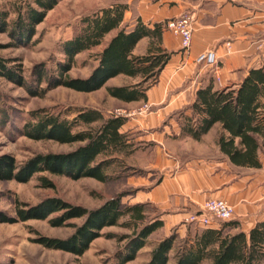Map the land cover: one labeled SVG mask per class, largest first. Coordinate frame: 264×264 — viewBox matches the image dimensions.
<instances>
[{
	"label": "trees",
	"instance_id": "1",
	"mask_svg": "<svg viewBox=\"0 0 264 264\" xmlns=\"http://www.w3.org/2000/svg\"><path fill=\"white\" fill-rule=\"evenodd\" d=\"M18 1V0H17ZM60 0H19L14 3V19L9 21L8 11L0 6V33L5 32L9 45L16 47L29 43L35 32V25L42 22L46 12ZM127 7L115 2L101 7L98 12L80 20L78 33L65 40L60 47L64 59L56 64L54 72L43 70L37 65L32 70V85L21 76L20 66L8 65L15 61L0 58V77L21 86L32 96H41L47 90L65 87L72 91L89 93L105 85V81L121 74L135 81L130 85L105 86L106 94L117 101L133 102L146 100L145 92L156 81L170 53L160 46L161 33L168 20L142 23L134 17L130 24H123ZM123 24V25H122ZM122 26V27H121ZM117 29V31H116ZM116 31L107 41L103 37ZM149 38L144 55L131 53L142 38ZM100 46L97 64L85 78L68 76L69 68L77 53ZM233 89L213 88L211 76L204 85L194 90L188 105L177 110L175 120L179 126V136L195 140L218 123L221 132L218 149L231 164L258 167L257 152L264 151V61L257 68H250ZM44 87H40V83ZM11 107L0 93V126L9 120ZM189 111V115L185 112ZM17 129V133L30 140H51L59 144L78 143L77 147L63 153H36L16 162L9 154H0V181L25 182L36 173L66 176L72 180L87 177L101 183L112 179L115 168L124 169V159L136 148L120 128L127 121L125 115L103 116L97 109H80L70 120L60 119L53 114L28 113ZM237 138V141H235ZM38 186L54 188L46 176H38ZM133 191V189H132ZM131 191V192H132ZM118 193L108 197L93 208L73 204L56 196L44 197L36 204L14 202L12 215L0 211V223H14L26 220H47L49 226L71 227L64 238L37 234L32 239L47 249L81 254L100 235V230L108 225H117L125 216L122 225L131 229L126 238L124 250L117 264L132 260L136 252L147 243L152 232L163 224L158 214H149L147 203L129 204L121 202ZM79 220L78 223L71 222ZM215 227H186L184 236L177 238L171 230L157 240L149 251V258L142 264H262L264 261V220L256 222L251 229L243 232L239 221H219ZM112 234L106 235L109 238ZM172 253V254H171Z\"/></svg>",
	"mask_w": 264,
	"mask_h": 264
},
{
	"label": "rangeland",
	"instance_id": "2",
	"mask_svg": "<svg viewBox=\"0 0 264 264\" xmlns=\"http://www.w3.org/2000/svg\"><path fill=\"white\" fill-rule=\"evenodd\" d=\"M19 1V0H18ZM17 0H0V6L8 11L9 21L14 19V3ZM213 0H60L57 5L47 11L42 22L35 25V32L30 37L29 43L16 47L8 46L10 39L5 32L0 33V58L14 59L8 65H19L22 79L32 85V70L37 65H42L43 70L54 72L56 64L64 59L60 53L61 44L79 32L80 20L87 15L98 12L101 7L115 2L125 4L127 11L124 13L123 24H130L135 17L138 6L150 7L156 12L166 9H176L178 4H198L199 7L209 5ZM237 3L240 0H219V2ZM170 8V9H169ZM191 18L190 12L183 10L180 14L169 18L171 20L180 15ZM122 24V25H123ZM122 27V26H121ZM165 29H167L165 27ZM117 31V29H116ZM116 31L107 33L102 42L107 41ZM143 42L136 50H141ZM100 46L77 53L69 68L68 76L71 78H85L89 75L92 67L97 64V53ZM213 67L195 65L194 70L206 73ZM135 81L124 76L110 79L106 84L95 91L83 93L72 91L65 87H56L47 90L41 96L30 97L21 86L0 77V93L8 106L10 118L0 126V154H9L16 162L20 163L36 153H63L77 147L78 143L53 142L51 140H30L17 133V129L24 119L29 118L28 113L36 111L38 114H53L60 119L70 120L80 109L94 108L102 112L103 116L125 115L127 121L120 128L127 134L128 139L136 146L134 151L124 159V169L115 168L111 172L112 179L101 183L95 179L82 177L72 180L66 176H58L47 173H36L25 182L17 183L14 180L0 181V211L12 215L14 202L36 204L44 197L56 196L73 204L93 208L110 196L118 193H127L122 196L121 202L129 203L128 199L135 192L133 183L128 182L137 177H146L149 164L155 158L154 142L150 138L160 130H165L163 138L165 146L172 150L178 144L171 135V127L177 119V113H168L160 119V114L151 106H144L141 101L122 102L106 94L107 85H130ZM40 87H44L41 82ZM169 95V94H168ZM176 141V142H175ZM179 141V140H178ZM190 147L188 142L180 147ZM46 176L53 182L52 189L38 186V176ZM158 172H152L148 181L153 183L157 180ZM133 189V191H132ZM132 191V192H131ZM151 215L158 214L153 206L147 207ZM126 217L123 216L117 225H108L100 230V235L89 244L81 256H74L69 252L56 249H47L32 241L37 234L45 236L66 237L71 232V227L49 226L47 220H26L14 223H0V264H117L120 253L124 250L126 238L118 239L123 235H129L131 229L122 225ZM218 220H216L217 222ZM78 223L79 220H72ZM218 223H220L218 221ZM217 223V224H218ZM191 229L198 227L197 223L186 224ZM202 227V226H200ZM176 228L173 229L174 232ZM163 229H158L147 238V243L140 248L132 260L124 264H142L149 258L152 245L165 236ZM112 236L106 237V235ZM167 234V233H166ZM176 234V233H175ZM177 236V235H176ZM178 238V237H177ZM172 254V253H171ZM170 255L167 264H172ZM264 264V261L262 262Z\"/></svg>",
	"mask_w": 264,
	"mask_h": 264
},
{
	"label": "crops",
	"instance_id": "3",
	"mask_svg": "<svg viewBox=\"0 0 264 264\" xmlns=\"http://www.w3.org/2000/svg\"><path fill=\"white\" fill-rule=\"evenodd\" d=\"M135 10V17L149 26L168 20L183 10H188L191 16V39L187 49L180 48V38L176 34L168 29L162 31L160 46L170 53V57L156 82L145 92L146 100H139L144 106L153 107L160 119L188 105L194 90L204 85L208 76L214 79V89H233L248 69L257 68L264 61V0H240L235 4L213 0L200 7L198 4H178L170 11L156 12L141 6ZM148 41L146 37L139 40L131 53L144 55ZM142 42V49L136 50ZM207 49L215 52L216 66L202 74L201 70H194L193 58ZM185 114L189 115V111ZM173 123L171 137L180 145L188 142L190 147L176 149L177 144L171 150L165 146L163 136L167 132L164 129L151 136L155 158L148 166L146 177L128 181L135 186L129 204L152 205L162 221L160 229L168 234L176 228L175 233L180 239L189 224L184 219L197 212L209 198L226 201L233 208L231 220L239 221L243 232L264 220V151L259 149L257 152L258 167L234 165L218 149L221 132L218 123L198 140L179 136L178 123ZM152 172L159 174L153 183L147 180ZM210 222V227L218 223L216 220Z\"/></svg>",
	"mask_w": 264,
	"mask_h": 264
},
{
	"label": "built area",
	"instance_id": "4",
	"mask_svg": "<svg viewBox=\"0 0 264 264\" xmlns=\"http://www.w3.org/2000/svg\"><path fill=\"white\" fill-rule=\"evenodd\" d=\"M166 28L180 38V48L185 50L190 44V33L192 30L191 18L185 14L166 22ZM216 55L213 50L207 49L196 54L193 58L195 65H205L208 67L216 66ZM233 215V208L224 200L208 199L205 200L199 210L184 219L186 223H197V225L209 226L211 220H229Z\"/></svg>",
	"mask_w": 264,
	"mask_h": 264
}]
</instances>
